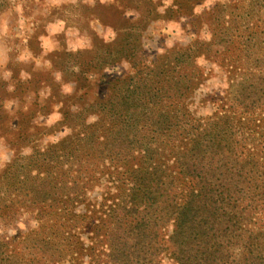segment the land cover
<instances>
[{
  "label": "trees",
  "instance_id": "trees-1",
  "mask_svg": "<svg viewBox=\"0 0 264 264\" xmlns=\"http://www.w3.org/2000/svg\"><path fill=\"white\" fill-rule=\"evenodd\" d=\"M186 6L175 0L167 10L185 14ZM123 20L131 28L139 19ZM248 31L242 84L234 98L243 112L252 113L264 107V28L256 34L247 26ZM197 45L196 53H211V44ZM188 52L144 66L142 51L120 42L114 53L85 56L83 81L91 82L90 71L98 77L97 96H67L56 126L69 134L36 146L30 157L18 155L8 169L30 193L22 191L20 199L18 221L26 224L19 232L20 248L9 256L13 240L0 242V264H154L160 247L171 250L177 264H264L259 236L247 228L264 205V184L257 185L255 157L238 161L234 150L246 120L224 117L203 126L186 114L182 118L179 110L169 111L179 109L197 86L189 80L196 56ZM121 60L134 71L101 74L104 66ZM242 139L246 146L247 137ZM220 155L229 157L224 165L229 170L216 173ZM172 159L179 177L166 173ZM110 170L121 192L91 202L87 193ZM248 190L252 193L245 195ZM161 221L173 225L167 239L158 231Z\"/></svg>",
  "mask_w": 264,
  "mask_h": 264
},
{
  "label": "rangeland",
  "instance_id": "rangeland-1",
  "mask_svg": "<svg viewBox=\"0 0 264 264\" xmlns=\"http://www.w3.org/2000/svg\"><path fill=\"white\" fill-rule=\"evenodd\" d=\"M174 1L0 0V242L13 240L9 256L17 255L19 232L26 231V224L18 218L22 191H27L23 195L30 193L29 185L22 188L9 177L15 172L8 170L12 160L18 155L27 157L36 146L45 147L69 134L67 129L56 126L66 97L87 93L93 98L102 88L92 71L88 74L93 79L86 82L87 86L84 83L82 68L88 64L85 56L114 53L120 42L142 51L144 66L154 61L163 63L165 55L187 53L189 49L188 53L196 56L189 80L196 81L197 86L185 96L179 109L175 106L169 111L179 110L182 118L186 114L187 119L203 126L224 117L246 120L245 128L236 137L235 154L238 161L255 157L261 176L257 185L264 184V107L245 113L234 98L245 68L242 43L250 29L245 30L254 26L256 34L263 32L264 0H196V4L195 0H179L187 5L185 14L168 12ZM194 16L201 17L196 24ZM123 17L139 20L130 28ZM198 41L211 44V53H196ZM92 62L96 61L89 63ZM133 71L130 62L121 60L104 66L101 74L116 77ZM243 136L247 137L246 146L242 145ZM226 158L229 157L217 156L214 163L220 169L216 173L229 170L224 166ZM27 166L28 163L20 169L24 171ZM168 167L169 178L179 177L173 159ZM108 172L111 170L97 188L87 193L91 202L102 203L110 192H121L120 184L113 179L116 175ZM248 193L252 190L245 195ZM81 210L78 208V212ZM253 218L255 224L247 228L254 230L253 237L259 236L256 245L264 251V205L257 207ZM157 228L167 239L173 225H163L161 221ZM238 249L233 248L235 252ZM157 263L177 264L171 250L161 251V247L155 255L154 264Z\"/></svg>",
  "mask_w": 264,
  "mask_h": 264
}]
</instances>
